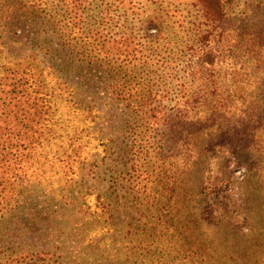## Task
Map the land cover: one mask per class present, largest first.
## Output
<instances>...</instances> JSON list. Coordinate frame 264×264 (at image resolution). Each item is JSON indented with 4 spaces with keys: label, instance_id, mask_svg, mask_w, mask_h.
<instances>
[{
    "label": "rangeland",
    "instance_id": "obj_1",
    "mask_svg": "<svg viewBox=\"0 0 264 264\" xmlns=\"http://www.w3.org/2000/svg\"><path fill=\"white\" fill-rule=\"evenodd\" d=\"M177 4L182 27L149 30L155 61L129 72L79 60L20 13L7 22L8 52L41 37L73 97L57 101L36 203L0 221V264H264V0H223L213 24ZM70 143L66 171L52 152Z\"/></svg>",
    "mask_w": 264,
    "mask_h": 264
},
{
    "label": "trees",
    "instance_id": "obj_2",
    "mask_svg": "<svg viewBox=\"0 0 264 264\" xmlns=\"http://www.w3.org/2000/svg\"><path fill=\"white\" fill-rule=\"evenodd\" d=\"M222 1L0 0V221L36 203L38 175L56 137L53 118L57 101L63 94L73 97L72 86L47 57L50 52L41 45V37L35 38L38 45L28 54L8 52L4 35L13 33L6 28L15 13L32 20L41 33L55 34L79 60L116 73L118 64L123 65V72H129L131 67L155 61L150 51L153 35L148 31L155 30L154 37H164V29L176 21L181 28L177 2L196 7L213 24L222 17ZM5 50L7 54L2 57ZM212 60L209 53L202 57L204 64H212ZM162 104L149 106L150 112L162 114L166 108ZM187 113L184 110L185 116ZM71 144L67 146L70 153L62 151L56 158V152H52V160L67 165L66 171L75 151ZM3 264L58 261L47 252H26L7 258Z\"/></svg>",
    "mask_w": 264,
    "mask_h": 264
}]
</instances>
